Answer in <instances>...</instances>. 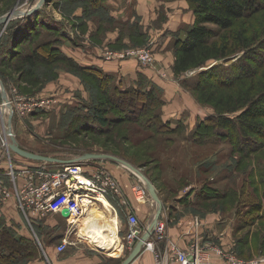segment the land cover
<instances>
[{"label":"rangeland","instance_id":"374dc122","mask_svg":"<svg viewBox=\"0 0 264 264\" xmlns=\"http://www.w3.org/2000/svg\"><path fill=\"white\" fill-rule=\"evenodd\" d=\"M39 1L16 0L13 7L4 9L0 18L8 16L13 10H30ZM106 5L111 14L115 10L117 14L123 12L119 18L130 24L120 25L122 20H117L121 22L120 24H111L99 15H89L85 12L84 2L47 0L44 7L42 6L45 12L42 16L48 25L45 23L38 25L36 31H41V41H46L48 37L44 32L51 26L48 20L57 22L61 32H67L71 38L61 36L63 40L60 41L59 49L82 66L86 64L83 65L74 58L76 51L85 53L96 50L104 61L118 63L117 68L122 69V62L134 61L141 68L152 69L151 73L167 85L165 88L158 84L159 80L156 83L151 79L162 101V104L161 102L157 104L156 109L161 115L163 131L154 137H148L145 132L138 131L139 123L125 120L123 114L125 112L115 111L106 113L105 116L111 124L102 129L90 115L94 111L93 106L98 103L97 98L100 94L97 81L88 74L82 75L72 71L61 60L55 58L52 60L51 57L49 63H40L33 79H27L23 73L15 71L12 65L17 55L20 52L28 53L32 45L26 40L29 38L27 37L20 44L8 46L12 39L9 36L12 22L10 20L0 23V150H4V129L7 131L9 129L21 144L19 145L27 148L29 152L61 159H73L87 153H103L118 157L139 170L137 172L128 169L136 181L135 185L140 183L148 185L142 175L155 185L163 203L162 217L166 219L168 236V231L179 223L198 218L199 226L196 228H199L200 233L205 230L203 232L206 233L205 239L209 241L208 243L215 244L244 261L264 256V218L259 217L262 213L253 205L258 203L263 195L264 146L261 148L260 146L264 145V140L260 136L252 135L243 140L247 142V146L242 150L237 144L242 136L237 135V132L236 135H232L227 129L206 131L205 120L211 116L215 118L216 110L212 104L202 101L203 90L195 89V86L200 74L218 62H210L202 68L180 76L173 70L176 58L175 33L188 29L194 25L196 19V13L189 0H106ZM0 7L3 9V4ZM119 9L121 11H118ZM245 20L255 30L259 26L264 29V10ZM211 27L217 29L216 26ZM37 37L33 33L30 39L35 40ZM133 50H145L149 53L152 57L150 65L140 63L138 58L129 56L123 59H107L108 53H127ZM41 53L47 55L48 50H41ZM263 57L264 55L260 56ZM233 61L236 62V59ZM94 67L104 71L101 66ZM246 68L244 63L234 72L228 71L223 78L228 81L232 76H243L246 74ZM140 75L144 74L139 73L136 79L116 80L122 86L133 85L138 82ZM254 79L257 82L259 79L264 81V65ZM148 81L150 82L149 78ZM203 81L207 83L208 80L204 77ZM2 89L6 93V99L2 96ZM217 92L224 93L226 90L209 91L213 98ZM21 98L28 101L53 99V102L49 110H37L31 114L21 115L19 113ZM235 116L231 115L234 118ZM77 117H80V120L76 122ZM114 121L120 123L116 124ZM168 129L177 131L167 133L171 132ZM218 133L219 136L215 135ZM11 155L16 157L14 154ZM20 161L28 165L42 163L25 158ZM81 161L84 162L86 169L94 170L86 162L92 160ZM103 162L120 167L123 165L113 160ZM20 173V177H23L24 173ZM188 195L192 202L185 199ZM180 199L185 200L177 202ZM2 203L5 201L0 199V232H4L0 238L10 236L7 238L21 240L27 239L28 236L33 237L34 223L31 221L41 219L29 221L19 209L18 203V209L14 207L1 212L4 208ZM142 205L153 206L152 210L146 208V212H143L145 216L151 215V223L155 218L158 204L152 200ZM45 218L48 216L43 219ZM212 224L214 227H210ZM216 228L217 232L213 233L221 235L219 241L216 240L217 236H213L215 234L211 236L212 229ZM262 229L263 232L260 233ZM113 230L115 232V229ZM209 237H212L211 240ZM88 240L97 247L110 251L94 239ZM35 241L39 246V240ZM13 242L17 243L14 240ZM23 242L27 244L26 241ZM3 245L6 247L7 243L4 242ZM5 249L0 245V256L9 250ZM23 251L24 256H27L30 249L25 248ZM129 254L130 252L126 254L127 257ZM40 255L41 253H36L27 263L43 264V260L39 259ZM6 256L11 257V254ZM13 257V260L17 258L16 255ZM13 260L9 258L3 261L0 258V264H13Z\"/></svg>","mask_w":264,"mask_h":264},{"label":"trees","instance_id":"16d2710c","mask_svg":"<svg viewBox=\"0 0 264 264\" xmlns=\"http://www.w3.org/2000/svg\"><path fill=\"white\" fill-rule=\"evenodd\" d=\"M75 1L84 2L85 12L89 15H99L111 24L121 23L111 15L106 5V0ZM15 2L16 0H0V6L2 4L4 6L3 9L0 7V14L13 7L12 5ZM189 3L196 13V19L194 25L186 30L184 29L185 32L181 30L175 33L177 39L174 42L176 48L174 73L180 76L188 71L202 68L210 62L219 63L202 72L195 86V89L203 90L201 91L203 100H201L204 103L212 104L216 110L215 118L211 116L208 120H205L207 123L204 126L206 131L227 129V131L232 132V135H236L237 132V135L240 134L242 136L240 141H237V144L243 150V147L247 146V142H243V140L250 138L252 135L260 136L264 140V81L259 79L257 82L254 79L264 65V57L260 58L261 55H264V29L259 26L255 30L245 20L264 10V0H189ZM43 7L31 15L19 17L18 20L17 18L12 19L11 28L9 27L11 29L9 36L12 39L8 46L20 44L27 37L29 38L26 40H29L32 45L31 51L28 53H17V59L13 62L12 68L19 73H23L27 79H33L36 77L40 63H49L51 57L52 60H54L53 58L58 61L61 60L72 71L82 75L88 74L97 81L96 84L100 94L97 98L98 103L93 106L94 111L90 115L102 129L111 124L110 120L105 116L106 113L115 111L119 113L125 112L123 113L125 114V120L139 123V126H137L138 131L145 132L148 137H154L162 132L161 115L159 110L156 109L157 104L160 102L162 104V101L157 94L153 81L149 78V82L147 76L140 75V79L136 84L122 86L115 76L105 73L94 66L80 65L59 49L60 41L63 40L61 36H69L67 32H61L60 26H57V22L53 20H48L51 26L44 32L48 39L41 41V31L36 30L38 25L47 24L42 16ZM127 23L130 24V22ZM127 23L122 22L120 25L125 26L128 25ZM211 25L216 26L217 29L212 28ZM219 32H222L221 36L217 35ZM33 33L38 36L35 40L30 39ZM41 50H48L47 55L42 54ZM234 59H236V62L233 61ZM260 60L262 63H259ZM244 63L247 67L245 70L246 74H243V76H232L228 81L224 80L228 71L234 72L242 67ZM204 77L208 80L207 83L203 81ZM213 81L214 84H212ZM217 90H226V92H217L214 98L211 97L209 91L214 92ZM79 110L84 111V109ZM233 114L236 115L235 118L231 117ZM75 120L77 122L80 117L75 118ZM212 120H214L212 123L216 122V124H209ZM114 122L116 124L120 123ZM168 130L171 132L167 133L177 131ZM219 134L215 135L219 136ZM263 146H260V148ZM79 157L81 156L73 159H63L77 160ZM260 172L262 173L261 169ZM262 178L264 180L263 176ZM189 196L185 198L188 201H190ZM185 199L178 201L181 202ZM261 199L258 203H253V205L261 211L262 214L259 217L262 219L264 218V189ZM33 223L35 230L38 227L34 221ZM2 232H0L1 238L4 233ZM262 232L263 229L260 233ZM13 235L15 236V233ZM7 237L10 236H6L5 239L0 238L2 248L4 250H6L5 248L9 249L4 252V255L0 256L3 261L9 258L13 260V255H16L17 258L13 260V264H28L27 262L31 260L33 255L40 253L39 246L33 238H21V240L18 238L15 240ZM12 239L17 243H14ZM23 241H26L27 244ZM4 242L7 243L6 247H3ZM12 244L16 246H11ZM25 248L27 250L30 249L27 256H24L25 251L23 250ZM6 254H11V257H7Z\"/></svg>","mask_w":264,"mask_h":264},{"label":"built area","instance_id":"2783aa9c","mask_svg":"<svg viewBox=\"0 0 264 264\" xmlns=\"http://www.w3.org/2000/svg\"><path fill=\"white\" fill-rule=\"evenodd\" d=\"M125 56L138 58V61L145 65H150L152 62L151 55L145 50L108 53L107 59H123ZM20 101L22 103L19 113L25 115L37 110L51 109L53 99L28 101L21 98ZM5 138L4 136V140ZM3 149L10 155L6 144ZM85 167L84 162L76 161L65 165L61 171L56 173L44 169L29 170L28 176L26 174V179L20 187L17 185L16 175L12 174L15 189L9 188L0 174V199L8 201L16 197L19 209L29 221L44 218L53 213H61L65 208L69 209L70 217L79 219L89 209V205L103 203L101 198H106L108 202L120 201L128 205V202L122 198L120 183L107 169L102 167L94 169L90 175H87ZM132 192L137 203L145 204L153 200L145 184L134 185ZM162 215L143 247V251H150L154 254L155 264H212L213 254L220 258L222 264H264V256L244 261L238 259L233 253L225 252L215 244L202 243L199 237H196L187 248H182L179 243L168 236L166 219ZM69 218L66 220L69 221ZM197 226H199L198 218L196 219ZM149 227H143L136 211L129 209L128 230L123 240L131 251ZM67 245L68 242L65 240L58 247L59 252H63Z\"/></svg>","mask_w":264,"mask_h":264},{"label":"crops","instance_id":"0c3cea01","mask_svg":"<svg viewBox=\"0 0 264 264\" xmlns=\"http://www.w3.org/2000/svg\"><path fill=\"white\" fill-rule=\"evenodd\" d=\"M118 11H121V9H119ZM121 14H123V12H119L117 14L115 10V12H113L111 15L115 19L125 22L126 20L124 21L123 19L119 18ZM70 50L73 51L72 49ZM74 58L83 65L86 64L87 66H101L103 67L102 69L105 71V73L111 74L119 80L136 79L139 73L144 74L155 82L159 80L157 77H155L154 74L151 73L153 71L152 69L151 71L148 68H141L138 63H135L134 61L122 62V69L117 68L118 63L104 61L96 50H93V52L88 51L85 53L76 51ZM159 81L161 83H156L162 84V86L166 88L167 85L163 81ZM21 148L29 151L27 148ZM11 154L16 155V157H13ZM23 158L25 157H21L13 151H11L9 155L6 150H0V174L2 175L6 185L10 188L15 189L12 174L16 175L17 185L20 187L21 185H23L26 179V174L28 176L29 170L44 169L46 171L56 173L61 171L65 165H68L48 162L28 165L26 163H21L20 160H23ZM86 162L90 164L91 168L95 170L101 167L107 169L120 183L123 195L122 198L128 202L127 206L120 201L109 202L110 208L112 210L111 215L114 223L113 226L119 238V248L114 252H108L104 250V248L97 247L92 242H90L88 239L91 238L80 234V231L83 228H81V226L82 224L83 226L85 224V221L83 222V219L87 211L83 214L82 217L79 218L80 221L79 219H77L78 221L75 224H71L69 221H67L61 213H53L48 215V218H39L42 221H34L36 223V226L38 227L35 230H37L39 234L37 233V231L35 232V230L32 229L33 235L36 238L34 236H28V238L39 240V250L41 253L39 259L43 260V264H121L127 258L126 254L131 252L130 248L124 243L123 240L128 230L129 209H134L136 211L143 227H148L153 222L152 220L150 223L151 215L145 216V214H143V212H146V208H148V210H152L153 206H143L142 204L137 203L134 200L132 187L135 185L136 181L132 178L130 171H128V169L124 165L120 167L110 163H104L103 160H92ZM92 171L93 170L90 171V169H86V174L90 175ZM20 172L24 173L23 177H20ZM189 200L192 201V198L189 197ZM2 204L4 208L1 209V212L12 209L14 207L17 208L16 197H13L12 199L5 201V203ZM103 204L104 203H97L95 206L103 208ZM5 205L7 207H5ZM196 219L194 220L191 218L188 221L179 223L178 226L168 231L169 237L179 243L182 248H187L189 244L199 236L201 242L208 243L209 241H206L205 239L206 233L203 232L205 230L203 229V231H201L200 233L199 228H196V222H194L196 221ZM210 227H214L213 224ZM215 230H217V228L214 230L212 229L211 236L212 234H215L213 236H217L218 239L216 240L219 241L221 235L219 233H213L217 232ZM211 238L212 237H209L208 239L211 240ZM65 240H67L68 242L67 248L63 252H59L58 247ZM212 262V264H221L220 258L215 254L212 255ZM131 264H155L154 254L150 251H143Z\"/></svg>","mask_w":264,"mask_h":264},{"label":"water","instance_id":"95a60500","mask_svg":"<svg viewBox=\"0 0 264 264\" xmlns=\"http://www.w3.org/2000/svg\"><path fill=\"white\" fill-rule=\"evenodd\" d=\"M46 1L47 0H40L35 5V7L30 9V10H25V11H20L18 9L13 10L8 16L0 18V23L8 22V21L15 19V18H18V17H25L28 15H31L32 13H34V12L38 11L40 8H42V6L46 3ZM2 96L4 99H6V93L4 92L3 89H2ZM7 138L8 139L5 142V144H6L9 152L13 151V152L17 153L18 155L25 157L27 159H30V160L40 161V162H48V163H60L63 165L74 163L76 161L80 162L81 160H85V159L86 160H113V161H116V162L123 164L129 170L139 172V170L136 169L129 162L124 161L118 157H115V156H112L109 154L87 153L86 155L81 156L77 160H62V159H59L57 157L41 155L38 153H33V152H29V151L22 149L20 147V145L17 143V140L15 139L13 132L9 129H8V137ZM142 177L145 179V182L146 181L148 182V185H146V184L145 185H146V187H147V189L151 195V198L158 204V208L156 211L155 218H154L153 222L151 223L149 229L147 230L146 234L143 235V237L136 243L133 250L130 252L128 257L121 264H131L142 253L144 244L148 240V238L151 237L153 229L156 226L159 218L161 217L162 210H163V203H162V201H161V199L157 193L155 185L152 182H150L146 176L142 175ZM61 214L65 218L70 217V211L68 208L63 209L61 211Z\"/></svg>","mask_w":264,"mask_h":264},{"label":"bare ground","instance_id":"6f19581e","mask_svg":"<svg viewBox=\"0 0 264 264\" xmlns=\"http://www.w3.org/2000/svg\"><path fill=\"white\" fill-rule=\"evenodd\" d=\"M5 142L7 141L8 131L4 129ZM103 201V208L96 207L95 205H89L83 222L85 224L80 231L81 235H85L88 238L94 239L96 242L100 243L110 251L118 250L119 248V238L114 232V223L111 215L110 203L106 198H101ZM94 206V207H93ZM91 207H93L91 209ZM70 223H75L78 220L70 217ZM80 221V219H79Z\"/></svg>","mask_w":264,"mask_h":264}]
</instances>
